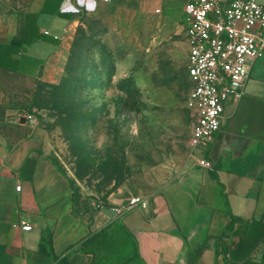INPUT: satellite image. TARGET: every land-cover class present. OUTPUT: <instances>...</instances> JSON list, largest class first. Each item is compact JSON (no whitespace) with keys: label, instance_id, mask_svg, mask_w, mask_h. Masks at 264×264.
<instances>
[{"label":"crops","instance_id":"obj_1","mask_svg":"<svg viewBox=\"0 0 264 264\" xmlns=\"http://www.w3.org/2000/svg\"><path fill=\"white\" fill-rule=\"evenodd\" d=\"M45 1L12 6L0 0L1 44L21 36L25 14H36L38 32L52 38L35 39L14 53L16 70L0 67V264H91L81 243L117 219L133 235L143 264H190L193 237L210 219L224 220L229 212L264 221V51L250 67L242 98L226 102L219 130L195 148V163L154 196L150 216L136 206L94 210L26 118L37 86L54 75L76 28L88 20L120 33L135 32L149 20L153 37L161 30L181 34L187 56L184 0H54L44 11ZM212 248L211 239L202 264L212 262V255L203 259Z\"/></svg>","mask_w":264,"mask_h":264},{"label":"rangeland","instance_id":"obj_2","mask_svg":"<svg viewBox=\"0 0 264 264\" xmlns=\"http://www.w3.org/2000/svg\"><path fill=\"white\" fill-rule=\"evenodd\" d=\"M2 1L21 6L28 0ZM145 22L120 33L84 21L54 75L38 84L29 110L44 148L94 210L108 204L119 212L137 198L147 217L154 196L195 163L197 150L188 143L193 118L185 103L184 37L163 30L153 37ZM221 221L212 218L196 231L191 257L204 241L208 246ZM211 255L207 251L204 261Z\"/></svg>","mask_w":264,"mask_h":264},{"label":"built area","instance_id":"obj_3","mask_svg":"<svg viewBox=\"0 0 264 264\" xmlns=\"http://www.w3.org/2000/svg\"><path fill=\"white\" fill-rule=\"evenodd\" d=\"M184 10L190 83L185 103L193 118L188 143L197 148L206 146L219 130L226 102L244 95L250 67L264 51V4L258 0H184ZM26 118L35 123L31 114ZM137 202L132 198L116 210H128ZM21 227L31 226L22 222Z\"/></svg>","mask_w":264,"mask_h":264},{"label":"trees","instance_id":"obj_4","mask_svg":"<svg viewBox=\"0 0 264 264\" xmlns=\"http://www.w3.org/2000/svg\"><path fill=\"white\" fill-rule=\"evenodd\" d=\"M54 0H46L44 11L51 10ZM35 39L52 38L38 32L37 15L25 14L20 37L0 43V67L16 70L14 53L22 51ZM213 240L212 262L219 264H264V221L262 219H238L225 213L217 231L209 236ZM204 241L190 264H202L200 254L206 248ZM80 250L91 254V264H143L133 235L120 220H114L97 232L90 234L80 245ZM259 252L258 259L254 258Z\"/></svg>","mask_w":264,"mask_h":264}]
</instances>
